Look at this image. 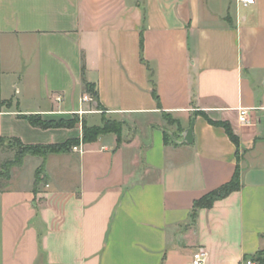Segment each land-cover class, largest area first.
<instances>
[{
    "label": "crops",
    "instance_id": "1",
    "mask_svg": "<svg viewBox=\"0 0 264 264\" xmlns=\"http://www.w3.org/2000/svg\"><path fill=\"white\" fill-rule=\"evenodd\" d=\"M261 106L264 0H0V139L63 143L82 138V120L122 123L120 135L12 166L0 264H189L199 247L204 264H264L253 258L264 249V116L242 124L238 111ZM6 159L0 146V170ZM237 167L240 187L193 217Z\"/></svg>",
    "mask_w": 264,
    "mask_h": 264
},
{
    "label": "trees",
    "instance_id": "2",
    "mask_svg": "<svg viewBox=\"0 0 264 264\" xmlns=\"http://www.w3.org/2000/svg\"><path fill=\"white\" fill-rule=\"evenodd\" d=\"M85 88L87 92H90L94 97H96V93L93 90L91 84L86 83ZM155 98L158 100V94L156 90L153 92ZM30 122L35 126H41V127H59V126H68V127H74L77 124L81 123V119L79 116H75V118L71 120H61V121H46L43 120L38 115H30L28 116ZM209 122L220 125L225 127L227 132L229 133L230 137L233 139V141L239 145L238 137L232 132L229 124L225 121H215L211 118H207ZM83 124V136L81 139H70L63 143H52V144H36V145H28L24 144L20 139L15 138L12 139V141H15L18 145H20L22 148L26 149L27 154H33L43 157L44 159L47 158V156L51 153H60V152H66L73 148L75 145H79L82 141H92L95 140L100 134L105 132H115L117 134H121L122 130V123L118 121H112V120H104V123L102 126H89L87 125L85 120H82ZM168 137V136H167ZM5 140L4 138L0 139V142ZM24 155V154H23ZM23 155L20 154L19 156H16V160H10L6 161L2 164L1 170H0V184L2 179H8L11 175V168L14 163L20 164L23 161ZM25 156V155H24ZM44 171V165L40 166L37 169L36 172V181H35V190H38V185L43 181V178L39 177V174ZM241 185V170L239 167H237L235 174L233 175L232 179L220 186L219 188L212 190L211 192L207 193L203 197L195 200L194 203V209H193V217L196 215L197 209L200 207H210L213 202L230 193L233 190H236ZM253 258L261 263H264V249L261 250L258 254L254 255Z\"/></svg>",
    "mask_w": 264,
    "mask_h": 264
},
{
    "label": "built area",
    "instance_id": "3",
    "mask_svg": "<svg viewBox=\"0 0 264 264\" xmlns=\"http://www.w3.org/2000/svg\"><path fill=\"white\" fill-rule=\"evenodd\" d=\"M238 3L244 6H250L255 4L256 0H237ZM85 100H89L88 96L84 97ZM91 111V110H90ZM239 120L242 124H249L251 123V115L255 112L260 111L261 114L264 116V106L261 107H239ZM81 150L80 146H74V149ZM208 255L207 250L204 247H199L193 252L192 260L189 264H204L206 257ZM247 264H252V261H248Z\"/></svg>",
    "mask_w": 264,
    "mask_h": 264
},
{
    "label": "rangeland",
    "instance_id": "4",
    "mask_svg": "<svg viewBox=\"0 0 264 264\" xmlns=\"http://www.w3.org/2000/svg\"><path fill=\"white\" fill-rule=\"evenodd\" d=\"M174 133V132H173ZM0 146H2L3 147V149H5L6 150V156H7V159L4 161V162H6V161H10V160H16V156L18 155H20V154H24L23 155V160H24V158L26 157V156H28V155H30V154H27L26 153V149H24V148H22L20 145H18L15 141H12V140H9V139H5V140H3V141H1L0 142ZM3 162V163H4ZM16 163H14L13 165H15ZM17 165V164H16ZM28 166H29V164H28ZM30 166H31V164H30ZM30 166L29 167H27V170H26V172H25V174H26V176H28L29 175V168H30ZM37 172V171H36ZM43 174H44V171H42L40 174H39V177L40 178H43ZM2 180H4V179H2ZM1 180V181H2Z\"/></svg>",
    "mask_w": 264,
    "mask_h": 264
},
{
    "label": "water",
    "instance_id": "5",
    "mask_svg": "<svg viewBox=\"0 0 264 264\" xmlns=\"http://www.w3.org/2000/svg\"><path fill=\"white\" fill-rule=\"evenodd\" d=\"M194 122H195V117L192 119V122H191V125L189 128H187L183 134H182V137H183V141L185 142H188V143H191L193 142V127H194Z\"/></svg>",
    "mask_w": 264,
    "mask_h": 264
}]
</instances>
